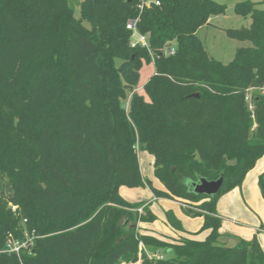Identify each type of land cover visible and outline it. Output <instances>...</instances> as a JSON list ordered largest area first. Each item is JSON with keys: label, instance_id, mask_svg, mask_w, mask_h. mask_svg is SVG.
<instances>
[{"label": "trees", "instance_id": "obj_1", "mask_svg": "<svg viewBox=\"0 0 264 264\" xmlns=\"http://www.w3.org/2000/svg\"><path fill=\"white\" fill-rule=\"evenodd\" d=\"M159 2L140 12L138 0H81L76 18L69 0H0V264H135L139 243L152 254L171 249L162 260L141 252L140 264H264L255 240L219 241L216 214L264 155V94L253 96V113L244 101L248 88L264 87V0L235 3L250 23L226 33L250 46L227 64L196 36L224 4ZM136 18L148 49L130 44L126 23ZM150 53L145 100L133 91ZM136 150L151 157L164 191L142 177ZM197 176H222L218 193L188 192ZM258 184L264 192V171ZM121 186L202 200L199 211H181L208 234L172 243L139 234L156 216L124 200ZM24 229L37 237L32 253H4L8 234Z\"/></svg>", "mask_w": 264, "mask_h": 264}, {"label": "rangeland", "instance_id": "obj_2", "mask_svg": "<svg viewBox=\"0 0 264 264\" xmlns=\"http://www.w3.org/2000/svg\"><path fill=\"white\" fill-rule=\"evenodd\" d=\"M80 1L69 0L76 18L80 14ZM216 1L225 5L224 14L211 17L208 24L196 31V36L209 57L222 64H227L232 61L238 48L249 47L250 43L230 38L226 30L246 28L249 26L250 19L239 16L234 12L235 3L242 0ZM250 1L256 2L257 0ZM257 8L262 9L263 6H258ZM153 73L154 65L152 62L148 64L143 63L139 70V82L133 92L138 96H143L145 100L148 99L142 87ZM136 153L142 177L149 180L152 186H157L159 183L153 176L151 157L146 152L136 150ZM263 171L264 155L247 172L240 186L222 195L217 201L216 214L220 219L219 234L225 235L230 239V242H227L228 246H233L237 243L236 241L240 240H255L264 252V232L258 231V229L264 227V192L261 191L258 184V177ZM158 188L164 191V188L160 184ZM118 193L124 200L130 203H146L148 210L156 216L154 222L144 223L142 227L143 223H138L139 234H142V232L146 234L154 233L156 235L154 237L172 243L174 240L181 238L178 237L176 239V236L179 235L191 233L200 239H204L208 233V230L201 229L203 225L202 218L187 217L179 209V206H183L184 209L199 211L198 206L203 202L202 200L173 201L159 198L162 200L154 201L153 194L146 186L137 188L121 186L118 189ZM138 213L144 214L145 212L142 210ZM141 252L145 253L147 251L142 250ZM141 252L139 251L138 261L135 264H140ZM147 253L150 256L155 255L151 252ZM157 254H162L163 257L170 256L171 249L167 248L163 253L158 252ZM121 264L126 263L122 262Z\"/></svg>", "mask_w": 264, "mask_h": 264}, {"label": "built area", "instance_id": "obj_3", "mask_svg": "<svg viewBox=\"0 0 264 264\" xmlns=\"http://www.w3.org/2000/svg\"><path fill=\"white\" fill-rule=\"evenodd\" d=\"M159 3H160L159 0H138L137 6H138V10L141 12L144 9H147L153 6H158ZM138 22H139V18H136V19H130L126 23V29L131 31L132 33L130 44L132 47L140 46V47L148 49L149 48L148 37L146 35L140 34L137 31ZM164 53L171 55L174 53V51L173 49L165 48ZM150 58H151V62L153 63L154 56L152 53H150ZM256 94H264V87H250L246 90L244 101L247 105L248 110L251 113H253V110H254L252 99H253V96H255ZM127 108H128V101L125 106L126 110ZM153 200H156V198H153ZM11 211L15 212L16 207L14 206L11 207ZM136 211L141 212L142 208H139ZM35 238L37 237L35 236L34 231L28 232L25 229L22 231V236L19 238H15L12 234H8L6 241H5V247H4L3 252L7 254H14L17 257H20V255L24 252L31 254ZM138 249L140 252L142 250L146 251L142 243H139ZM145 254L149 259L156 258V259L162 260L164 258L162 254H157V255L155 254L154 256L148 255L147 252H145Z\"/></svg>", "mask_w": 264, "mask_h": 264}, {"label": "water", "instance_id": "obj_4", "mask_svg": "<svg viewBox=\"0 0 264 264\" xmlns=\"http://www.w3.org/2000/svg\"><path fill=\"white\" fill-rule=\"evenodd\" d=\"M222 182H223L222 176H220L216 180H207L206 178L197 176L195 181H191L187 183V188H188V192L194 195L213 197L218 193L222 185Z\"/></svg>", "mask_w": 264, "mask_h": 264}, {"label": "crops", "instance_id": "obj_5", "mask_svg": "<svg viewBox=\"0 0 264 264\" xmlns=\"http://www.w3.org/2000/svg\"><path fill=\"white\" fill-rule=\"evenodd\" d=\"M157 185V184H156ZM157 190H159V188H158V186H159V184L157 185V186H155V185H153ZM153 198H155L154 196H153ZM158 200H162V199H159V198H156V200H154V201H158ZM173 202V201H172ZM176 203V202H175ZM145 205H146V203H145ZM179 206V205H178ZM179 209H180V212L182 213V211H181V206H179ZM183 214V213H182ZM144 224H142L141 225V227L143 226ZM145 231H146V229H144ZM258 231H262V232H264V227H261L260 229H258ZM148 232V231H147ZM142 234H146V233H143L142 232ZM191 233H188V234H183V235H179V236H176V239L178 238V237H193L192 235H190ZM208 234V233H207ZM147 235H153V236H156L154 233H151V234H147ZM194 238H197V239H200V238H198V237H196V236H194ZM219 241L221 242V243H224V244H228L227 242H230V239L227 237V236H225V235H221L220 234V239H219ZM237 242V241H236Z\"/></svg>", "mask_w": 264, "mask_h": 264}]
</instances>
